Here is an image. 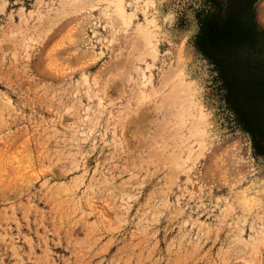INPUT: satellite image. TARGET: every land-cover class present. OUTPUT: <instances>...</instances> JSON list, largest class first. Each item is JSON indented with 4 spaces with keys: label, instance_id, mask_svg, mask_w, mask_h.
Returning <instances> with one entry per match:
<instances>
[{
    "label": "rangeland",
    "instance_id": "obj_1",
    "mask_svg": "<svg viewBox=\"0 0 264 264\" xmlns=\"http://www.w3.org/2000/svg\"><path fill=\"white\" fill-rule=\"evenodd\" d=\"M92 1L0 0V264H264V0H125L127 29ZM206 20L222 36L200 48ZM189 81L204 150L177 131Z\"/></svg>",
    "mask_w": 264,
    "mask_h": 264
},
{
    "label": "bare ground",
    "instance_id": "obj_2",
    "mask_svg": "<svg viewBox=\"0 0 264 264\" xmlns=\"http://www.w3.org/2000/svg\"><path fill=\"white\" fill-rule=\"evenodd\" d=\"M94 1V0H93ZM92 1V2H93ZM98 1H103V3L105 2V4H106V7H105V15H106V17H107V19H108V14L110 13V9L112 8L113 10L111 11V13L113 14H115L114 16H115V18L117 17L118 18V20H117V22L118 21H120L121 22V26L119 25L118 27H121V29L122 28H125V29H127V28H129L130 26H132V24H133V22H134V17L136 16V14L135 13H131V14H129L128 12H127V10H126V8H125V0H98ZM145 1V0H144ZM91 2V1H90ZM71 3V2H70ZM86 4V3H85ZM90 4V3H89ZM91 4H93V3H91ZM90 4V5H91ZM153 4H154V1L153 0H146V2H145V4H144V9H148V8H150L151 6H153ZM156 4V3H155ZM154 4V5H155ZM81 5V4H80ZM82 6V5H81ZM81 6H80V9H81ZM95 6V5H94ZM86 7H87V5H86ZM98 7V6H97ZM96 7V8H97ZM141 7V6H140ZM154 7V6H153ZM95 8V9H96ZM83 9V8H82ZM94 9V8H93ZM99 9V8H98ZM154 9V8H153ZM85 10V9H84ZM92 10V9H91ZM146 10H144L145 11V14L147 15V11ZM89 12V11H88ZM99 12H101V11H99ZM150 12V11H149ZM151 14H153V13H151ZM114 16H111L109 19H111L112 20V17H113V20L115 19L114 18ZM149 16V15H148ZM136 18V17H135ZM106 19V20H107ZM259 19H260V22L264 25V2L260 5V7H259ZM112 20V21H113ZM116 20V19H115ZM155 19H154V21L153 20H147V23L146 24H136V31H137V35H138V38L137 39H139L140 40V43H143L144 44V47H142V48H145V51H144V53L143 54H145V56H153V57H155L154 55H157V53H158V39H157V34H156V32L157 31H155ZM159 21V20H158ZM158 21H156V22H158ZM119 23V22H118ZM118 25V24H117ZM157 26V25H156ZM157 28H159V27H157ZM158 30V29H157ZM119 31H121V30H119ZM125 31V30H124ZM135 31V32H136ZM118 32V31H117ZM133 32V30L131 31V33ZM133 34V33H132ZM135 35H136V33H135ZM135 35H133V36H131V39H133L132 37H134ZM159 37V36H158ZM130 39V38H129ZM130 41V40H129ZM137 43H138V40H137ZM136 46V45H135ZM141 44L139 45V47L141 48ZM138 47V48H139ZM132 48H134V47H132ZM139 48V49H140ZM133 50V49H132ZM142 51H143V49H141ZM139 53V52H138ZM143 54H142V56H143ZM140 56V55H139ZM142 56H140L141 58H142ZM139 58V57H138ZM138 58H137V60H138ZM154 59V58H153ZM139 62V61H138ZM152 66H149V64L147 65V69L149 70L150 68H151ZM183 67H184V65H183ZM139 68V67H138ZM145 68V67H144ZM175 68H177L178 70H176V71H173V75H171L172 73H171V71L170 72H167V73H169L168 74V80L166 81V82H164V83H166L167 84V86L168 87H170L171 85H173V84H175V87H176V85L178 86L179 85V89H178V87H176V89H178V90H182V89H180V86H183V85H185V79H184V74H183V68L182 69H179L178 68V66L177 67H175ZM174 68V69H175ZM185 68V67H184ZM134 70V69H133ZM172 70V69H171ZM147 71V70H146ZM136 73H138L137 71H136ZM141 79H147L146 81L147 82H150V81H152V79H151V76H149V75H146L145 74V69H141ZM166 73V74H167ZM171 73V74H170ZM186 73V72H185ZM165 74V75H166ZM138 75V74H137ZM170 75H171V77H170ZM139 76V75H138ZM164 78V77H163ZM166 78L167 77H165L164 78V80H166ZM130 80V79H129ZM135 80V79H134ZM133 80V81H134ZM88 81V80H87ZM163 81V80H162ZM187 81V80H186ZM135 82H137V80L135 81ZM141 82V81H140ZM146 82V83H147ZM133 83V82H132ZM145 83V84H146ZM190 83V81L187 83L188 85H186V88L187 89H185V88H183V89H185L184 91H183V94H181L182 96H184V97H182L181 99H183L184 98V103L186 102L187 104L185 105L183 102L182 103H180L181 104V106H183V104H184V106H183V108H181L182 110H179L177 113H179L177 116H178V120L180 119V121L179 122H177V124L178 123H180V124H176L177 126H178V128H177V131L178 130H181V132L183 131V133H185L184 134V137H182V134H180L181 136H180V138H181V140H182V142H184V143H188V142H190L192 139H194V141L193 142H196V143H198L199 144V148H200V150H204V149H206L207 148V141H206V139L207 138H205V129H204V127L206 126L205 124H206V116L208 117L209 115L207 114L206 115V113H204V111H203V109L201 108V107H199V105H198V103H195L196 101H195V91H192V89H191V87H190V85L191 84H189ZM134 84V83H133ZM144 84V82L142 81V83H141V85H145ZM151 84V83H150ZM135 85V84H134ZM140 85V84H139ZM147 85V84H146ZM162 85V84H161ZM138 86V85H137ZM153 88V87H152ZM164 88V87H163ZM195 88V87H194ZM171 89L173 90L174 89V91H177V93H178V95L180 94L179 92L180 91H178V90H175V88H174V85H173V88L171 87ZM170 89V90H171ZM98 90V89H97ZM104 90V89H103ZM138 90H141L140 91V93H136V94H139V96H137V98L139 99V103L141 104L142 102H144L145 103V101L146 100H148V98H150L149 97V94H152V96H154L153 95V93L154 94H156L155 92H156V90L154 91V92H151V93H148L147 91H146V88L144 89V88H142V89H139V87H138ZM133 91H136V90H133ZM151 91V90H150ZM174 91H173V94H170V92L168 93V94H170V101H175L177 98H175V100H172V98H173V96L175 97V93H174ZM99 92V91H98ZM160 92H161V90H160ZM172 93V92H171ZM135 94V93H134ZM158 94H159V92H158ZM163 94V93H162ZM136 97V96H135ZM169 97V96H168ZM103 98V97H102ZM137 98L134 100V102L136 103V100H137ZM102 100V99H101ZM180 99H178L176 102H178ZM186 100V101H185ZM162 101H164V100H162ZM199 101V100H198ZM168 102V100L166 101V103ZM179 102H181V101H179ZM201 102V101H200ZM149 103H151V102H149ZM165 103V104H166ZM169 103V102H168ZM167 103V104H168ZM172 103V102H171ZM126 104H128V102L126 103ZM137 104H138V101H137ZM135 105V106H138V105ZM166 104V105H167ZM179 104V105H180ZM128 105H130V104H128ZM141 105H143V104H141ZM176 105V104H175ZM201 105V104H200ZM126 106V105H125ZM125 106H124V108H125ZM131 106V105H130ZM129 106V107H130ZM169 106V105H168ZM167 106V107H168ZM126 107H128V106H126ZM128 107V110H130V108ZM143 107V106H142ZM164 107V106H163ZM179 107V106H178ZM180 108V107H179ZM204 108V107H203ZM134 109H136V108H134ZM137 110V109H136ZM135 110V111H136ZM133 111V110H132ZM175 111H177V109L175 110ZM118 112V111H117ZM134 112V111H133ZM138 112V111H137ZM139 113V112H138ZM118 114V113H117ZM112 115V114H111ZM138 115V114H137ZM120 116V115H119ZM176 116V115H175ZM124 117V116H123ZM127 117V116H126ZM119 118V117H118ZM125 118V117H124ZM119 120V119H118ZM208 120V119H207ZM175 121V120H174ZM172 123V122H171ZM207 123H209V122H207ZM208 125V124H207ZM176 126V127H177ZM179 127H180V129H179ZM173 128H175V127H173ZM176 130V129H175ZM173 131V130H172ZM209 132V131H208ZM210 133V132H209ZM208 134V133H207ZM179 136V135H178ZM175 137V136H174ZM176 138V137H175ZM180 140V141H181ZM176 143V142H175ZM184 143L182 144V145H184ZM212 143V142H211ZM181 144V143H180ZM177 145V144H176ZM190 145V144H189ZM188 145V146H189ZM209 145H212V144H209ZM172 146V145H171ZM190 147V146H189ZM188 147V148H189ZM177 148V147H176ZM192 148L190 147V150H191ZM172 151V150H171ZM209 151V150H208ZM192 152V151H191ZM191 157V156H190ZM194 158V157H193ZM185 160V159H184ZM183 160V161H184ZM190 160V159H189ZM186 164V163H185Z\"/></svg>",
    "mask_w": 264,
    "mask_h": 264
},
{
    "label": "trees",
    "instance_id": "obj_3",
    "mask_svg": "<svg viewBox=\"0 0 264 264\" xmlns=\"http://www.w3.org/2000/svg\"><path fill=\"white\" fill-rule=\"evenodd\" d=\"M222 36V34L218 33V29L216 25L209 24V21L206 20V22H201V32L197 36L196 44L198 47L206 48L208 46L214 45L217 43V40L219 37ZM229 38V37H228ZM251 88V87H250ZM250 91V99L247 97V93ZM235 99L233 101V105L235 108H238L241 110V113L247 115L250 111V120L256 122V117L252 116L253 112L257 111L260 107L261 98H257L256 92L253 91V89L250 90H242L239 89L237 93H235ZM253 94V98H252ZM255 94V95H254ZM257 108V109H254ZM263 131V129H261ZM258 127H254L253 129H250V134L252 136L253 145L256 151L258 153H262L264 151V131L261 132Z\"/></svg>",
    "mask_w": 264,
    "mask_h": 264
}]
</instances>
